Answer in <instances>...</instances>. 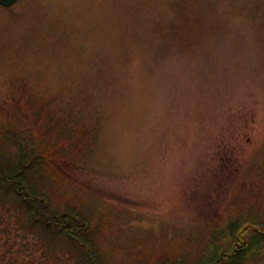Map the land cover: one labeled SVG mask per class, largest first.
I'll use <instances>...</instances> for the list:
<instances>
[{
	"label": "rangeland",
	"instance_id": "1",
	"mask_svg": "<svg viewBox=\"0 0 264 264\" xmlns=\"http://www.w3.org/2000/svg\"><path fill=\"white\" fill-rule=\"evenodd\" d=\"M33 150L31 185L87 216L100 264H198L217 228L264 221V0L0 5V162Z\"/></svg>",
	"mask_w": 264,
	"mask_h": 264
},
{
	"label": "trees",
	"instance_id": "2",
	"mask_svg": "<svg viewBox=\"0 0 264 264\" xmlns=\"http://www.w3.org/2000/svg\"><path fill=\"white\" fill-rule=\"evenodd\" d=\"M43 107L46 108L43 116L48 113L56 115L49 110L47 103L38 110H43ZM18 126L11 123L9 128L14 129H1V132L3 137L15 140L16 145L24 150L25 139L20 136L21 131L20 134L15 131ZM49 127L43 126L44 134ZM22 128L23 125L20 126V130ZM41 153L47 155L46 152ZM24 156L20 152L17 160L11 158L5 160L4 164L0 162V226H2L1 231L7 236L5 244L8 247L7 254H10L7 256L8 263L100 264L96 255L95 241L87 227V216L84 218L79 213L73 212L74 208L67 211V207L64 213L57 215L49 209L45 196L39 195L31 185L30 177L40 173L38 170L43 163L41 159L44 160L46 157L33 150L28 156L32 162L27 165L28 160L25 161L26 156ZM211 234L203 249V257L197 260L198 264H248L251 259L255 263H264V221L257 217L243 215L234 219L233 223L217 228V231ZM28 236L36 237L40 242L42 253L38 256L34 255ZM15 237L18 238L8 241ZM56 240H59L58 244L62 248L70 247L68 261L60 253V246L54 245L53 242ZM12 248L18 254L21 251H29V258L20 259L17 255L14 257ZM34 248L39 249L35 246ZM0 264L3 263L0 261Z\"/></svg>",
	"mask_w": 264,
	"mask_h": 264
},
{
	"label": "water",
	"instance_id": "3",
	"mask_svg": "<svg viewBox=\"0 0 264 264\" xmlns=\"http://www.w3.org/2000/svg\"><path fill=\"white\" fill-rule=\"evenodd\" d=\"M16 0H0V5L2 6H10L12 5Z\"/></svg>",
	"mask_w": 264,
	"mask_h": 264
}]
</instances>
